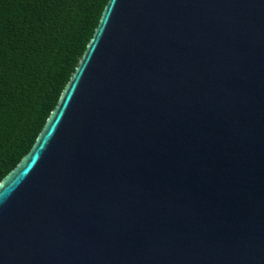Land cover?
<instances>
[{"label": "water", "instance_id": "water-1", "mask_svg": "<svg viewBox=\"0 0 264 264\" xmlns=\"http://www.w3.org/2000/svg\"><path fill=\"white\" fill-rule=\"evenodd\" d=\"M0 264H264V0H108L0 180Z\"/></svg>", "mask_w": 264, "mask_h": 264}, {"label": "trees", "instance_id": "trees-1", "mask_svg": "<svg viewBox=\"0 0 264 264\" xmlns=\"http://www.w3.org/2000/svg\"><path fill=\"white\" fill-rule=\"evenodd\" d=\"M108 0H0V180L30 150Z\"/></svg>", "mask_w": 264, "mask_h": 264}, {"label": "rangeland", "instance_id": "rangeland-1", "mask_svg": "<svg viewBox=\"0 0 264 264\" xmlns=\"http://www.w3.org/2000/svg\"><path fill=\"white\" fill-rule=\"evenodd\" d=\"M83 0H70L66 12H68V20L74 23L80 16V9L82 8Z\"/></svg>", "mask_w": 264, "mask_h": 264}]
</instances>
